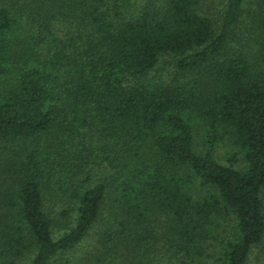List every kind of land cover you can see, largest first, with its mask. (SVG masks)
I'll return each mask as SVG.
<instances>
[{
    "label": "trees",
    "instance_id": "1",
    "mask_svg": "<svg viewBox=\"0 0 264 264\" xmlns=\"http://www.w3.org/2000/svg\"><path fill=\"white\" fill-rule=\"evenodd\" d=\"M200 3L0 0V264L264 248V0Z\"/></svg>",
    "mask_w": 264,
    "mask_h": 264
},
{
    "label": "rangeland",
    "instance_id": "2",
    "mask_svg": "<svg viewBox=\"0 0 264 264\" xmlns=\"http://www.w3.org/2000/svg\"><path fill=\"white\" fill-rule=\"evenodd\" d=\"M223 9V4L219 3V0H201L199 6V12L213 18L217 22H220L222 18V13L220 12ZM168 57H165L162 62L158 65L160 66V70H165L164 66H168L167 61H169ZM201 133L202 130L197 127L195 130V141L197 146L199 147L201 143ZM240 154L236 147H234L228 140L222 141L219 144L216 152L214 153V158L221 164L230 166L234 165V167L240 166ZM93 243V238L90 237L86 240L85 244L87 247H90ZM112 262V259H110ZM92 262V260L90 261ZM115 263H117L115 261ZM118 264V263H117ZM247 264H264V248L263 247H255L251 250L248 263Z\"/></svg>",
    "mask_w": 264,
    "mask_h": 264
}]
</instances>
